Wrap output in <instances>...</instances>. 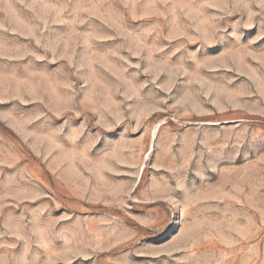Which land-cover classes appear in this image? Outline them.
Returning <instances> with one entry per match:
<instances>
[{
	"label": "rangeland",
	"instance_id": "374dc122",
	"mask_svg": "<svg viewBox=\"0 0 264 264\" xmlns=\"http://www.w3.org/2000/svg\"><path fill=\"white\" fill-rule=\"evenodd\" d=\"M0 264H264V0H0Z\"/></svg>",
	"mask_w": 264,
	"mask_h": 264
}]
</instances>
